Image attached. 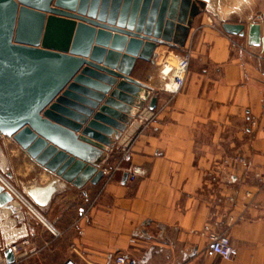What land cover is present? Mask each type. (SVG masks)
I'll return each instance as SVG.
<instances>
[{
	"label": "crops",
	"instance_id": "0c3cea01",
	"mask_svg": "<svg viewBox=\"0 0 264 264\" xmlns=\"http://www.w3.org/2000/svg\"><path fill=\"white\" fill-rule=\"evenodd\" d=\"M261 16L264 0H224L194 18L184 47L158 44L163 54L192 52L186 84L175 95L161 90L150 60H137L132 76L153 91L101 165L114 171L109 180L77 187L2 138L0 168L45 221L13 201L0 206V264L13 245L14 264H115L117 254L139 264H264V188L254 178L255 171L264 174V46L222 27L224 20L248 26ZM234 154L248 167L224 170L217 186L209 184L206 171ZM129 168L142 173L123 181ZM53 181L45 203L29 194L34 188L45 196ZM218 192L235 201L216 204ZM229 214L235 253L226 260L211 251L208 232L224 230Z\"/></svg>",
	"mask_w": 264,
	"mask_h": 264
},
{
	"label": "water",
	"instance_id": "95a60500",
	"mask_svg": "<svg viewBox=\"0 0 264 264\" xmlns=\"http://www.w3.org/2000/svg\"><path fill=\"white\" fill-rule=\"evenodd\" d=\"M222 1L0 0V140L77 187L98 183L109 150L153 91L132 76L137 60L149 61L158 44L184 47L194 18ZM222 27L264 46V16ZM157 103L151 96L148 108ZM56 187L29 194L45 203ZM12 201L0 184V206ZM4 254L16 262L11 247Z\"/></svg>",
	"mask_w": 264,
	"mask_h": 264
},
{
	"label": "built area",
	"instance_id": "2783aa9c",
	"mask_svg": "<svg viewBox=\"0 0 264 264\" xmlns=\"http://www.w3.org/2000/svg\"><path fill=\"white\" fill-rule=\"evenodd\" d=\"M192 57V52L189 49H184L177 53H167L155 50L150 63L156 66L158 69L159 78L161 80V90L169 93L170 95H175L181 92L186 84L187 75L190 67V60ZM142 123L146 122L147 119H141ZM254 123V122H253ZM249 162L247 158L242 154L228 155L221 158L218 162L214 164L209 170L206 171V181L211 185H218L220 183V174L224 170H229L235 167H248ZM120 166L117 165L114 170H119ZM104 175L108 176V180L113 175V170L110 172L107 168H104ZM142 173L140 168H129L128 169V179L134 181ZM254 178L258 182L260 189L264 188V174L261 171L254 172ZM0 184L13 196V202L17 205L24 207L29 213L35 215L42 221H45L44 216L41 214L36 204L33 202L31 197L25 193L22 189L18 188L17 185L12 181V179L6 174V172L0 171ZM250 195V192H246ZM214 202L216 204H222L224 202L233 203L235 197L231 194H222L218 192L214 195ZM233 215L229 214L227 216V223L224 230L215 231L209 230L206 226L208 232V238L210 240L211 251L222 257L223 259L230 260L233 258L235 249L231 243L230 237L228 235V229L230 225L234 222ZM55 235L58 232L52 228ZM12 249L17 251V246L13 245ZM115 264H139L138 262L127 258L124 254H117L114 257ZM63 264H77L73 260H66Z\"/></svg>",
	"mask_w": 264,
	"mask_h": 264
},
{
	"label": "rangeland",
	"instance_id": "374dc122",
	"mask_svg": "<svg viewBox=\"0 0 264 264\" xmlns=\"http://www.w3.org/2000/svg\"><path fill=\"white\" fill-rule=\"evenodd\" d=\"M7 155V154H6ZM0 171H2V169L0 168ZM13 181V180H12ZM16 185H17V187L18 188H20V189H22V187L17 183V182H15V181H13Z\"/></svg>",
	"mask_w": 264,
	"mask_h": 264
}]
</instances>
